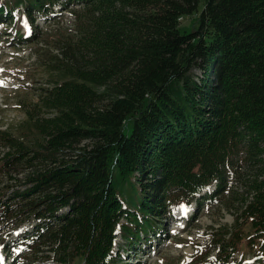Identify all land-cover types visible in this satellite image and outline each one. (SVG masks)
Returning a JSON list of instances; mask_svg holds the SVG:
<instances>
[{
    "label": "trees",
    "instance_id": "1",
    "mask_svg": "<svg viewBox=\"0 0 264 264\" xmlns=\"http://www.w3.org/2000/svg\"><path fill=\"white\" fill-rule=\"evenodd\" d=\"M18 5L33 29L79 7L51 83L21 123L0 130V178L16 184L0 187L9 264H119L176 208L226 195L242 158L256 176L207 249L218 264L242 250L260 261L264 0H0V20L13 23Z\"/></svg>",
    "mask_w": 264,
    "mask_h": 264
},
{
    "label": "rangeland",
    "instance_id": "2",
    "mask_svg": "<svg viewBox=\"0 0 264 264\" xmlns=\"http://www.w3.org/2000/svg\"><path fill=\"white\" fill-rule=\"evenodd\" d=\"M11 2L12 0H3ZM25 6L18 5L10 19L0 20V130L9 125H16L24 120V111L32 109L39 99L41 88H46L50 82V74L56 72L63 64V50L75 34V16L72 10L56 8L53 17L42 16L36 20L37 28L25 20ZM193 18L180 21L181 31L189 29ZM38 31V38L33 33ZM40 113V112H39ZM4 151L0 145V155ZM254 165L244 161L235 173L230 174L225 189L219 200H211L207 205L193 203L183 205L168 214L164 220V232L150 241L142 240L134 251L123 250L122 261L119 264H218L214 259L216 251L208 253L207 246L213 238V233L221 227L231 228L238 214L241 200L244 196L245 182L256 176ZM26 171H15L11 177L16 183L24 180ZM16 185L6 176L0 178V187ZM18 185V184H17ZM214 190L213 187L206 192ZM11 226V225H10ZM22 226L11 237L22 231ZM119 244L123 245L121 238ZM46 250V248H44ZM241 261L230 264H264L250 258L246 250H242ZM6 249L0 244V264H9ZM209 261V262H208ZM17 264H23L18 262ZM24 264H56L53 261H28Z\"/></svg>",
    "mask_w": 264,
    "mask_h": 264
}]
</instances>
